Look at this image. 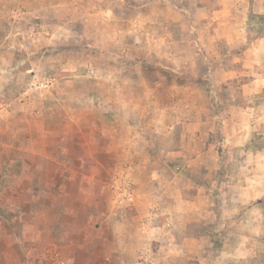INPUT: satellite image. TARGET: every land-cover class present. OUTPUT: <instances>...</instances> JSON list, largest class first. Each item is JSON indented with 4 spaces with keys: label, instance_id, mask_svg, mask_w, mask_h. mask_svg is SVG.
I'll return each mask as SVG.
<instances>
[{
    "label": "rangeland",
    "instance_id": "1",
    "mask_svg": "<svg viewBox=\"0 0 264 264\" xmlns=\"http://www.w3.org/2000/svg\"><path fill=\"white\" fill-rule=\"evenodd\" d=\"M108 2L95 7L100 0H0V175L7 181L13 174L22 188L33 175L39 176L47 189L46 203L56 207L57 219L73 220L79 213L85 227L97 231L102 225L90 213L120 205L131 237L121 257L124 264H200V260L264 264V251L259 250L264 235L253 237L257 245L253 257L221 261L226 248L232 256L251 246L252 228L264 233V176L241 168L252 166L241 159L264 148V88L259 93L247 88L253 75L264 74V52L253 50L256 43H264V12L254 7L253 0H195L188 16L170 22L173 40H184L181 47L199 52L197 75L182 79L183 90L177 95H166L165 106L173 111L159 122L151 111L142 118L141 128L149 126L144 139L151 141V147L139 152L135 144L139 129L118 131L115 143L109 141L110 151L96 152L97 170L84 167L91 151L86 143L89 130L63 103L60 88H67V82L50 85V81L59 71L65 78L82 75L87 77L84 83H97L87 68H76L75 62L96 60L99 51L91 45L99 37L85 42L82 49L66 40L63 32H102L98 21L108 19L103 6ZM180 7L189 11L187 3ZM119 11L113 9L111 14ZM197 11L204 13L198 22ZM80 87V81L71 85ZM5 101H15L17 111L9 108L6 115ZM252 106L257 117L251 116ZM246 137L247 146L230 145ZM57 140L67 142L71 151L57 153ZM250 176L247 188L241 183ZM157 196L160 206L154 208ZM233 208L235 215L217 232L224 212ZM165 209L173 223L177 217L184 221L179 235L169 234L177 249L183 246L188 255L165 248L167 237L155 238L158 234L152 229L162 228L169 219L160 215ZM208 213L215 221L205 219ZM153 214L156 220L149 226ZM3 220V227H9V215ZM34 223L47 225L49 217L41 214ZM205 239L208 242L201 247ZM193 255L198 258H190Z\"/></svg>",
    "mask_w": 264,
    "mask_h": 264
},
{
    "label": "clouds",
    "instance_id": "2",
    "mask_svg": "<svg viewBox=\"0 0 264 264\" xmlns=\"http://www.w3.org/2000/svg\"><path fill=\"white\" fill-rule=\"evenodd\" d=\"M101 3L103 0L95 7H100ZM184 3L189 5L188 12L180 7ZM103 6L108 9V19L101 17L98 21L104 26L102 32L99 29L96 33L85 31L79 35L70 30L63 32L66 40H72L82 49L85 42L99 37L91 45L99 51L96 60L84 64L75 62L76 68H87L88 76L97 83H84L87 77L82 75L74 79L65 78L59 71L50 81V85L67 82V88H60L65 97L63 103L81 127L89 130L86 143L91 146V151L84 158V167L97 170L96 152L110 151L109 141L115 143L118 131L130 127L132 130L139 129L135 138L139 152L152 146L150 140L144 139L149 126L141 128L142 118L151 111L159 122L165 113L173 111L165 106L166 95H177L183 90L181 80L197 75L196 57L199 55L198 51L193 54L190 48L181 47L185 41H174V33L169 31L170 22L183 20L195 8V0H111ZM117 8L120 11L112 15V10ZM203 15L202 11H197L196 22ZM125 24L130 27H125ZM186 24L187 21L182 28ZM93 63L96 64L95 68ZM77 81L81 82V87L71 89V85ZM15 103L4 102L6 115L9 108L13 112L17 111L13 107ZM55 150L57 153L61 150L71 151L67 142L61 140H57ZM156 180L162 184L160 176ZM24 189L30 191L25 192ZM46 192L47 189L37 175H33L31 183L23 188L13 174H9L7 181L0 175V264H124L121 257L128 251L127 241L131 237L130 225L121 214L120 205L90 213L102 225L97 231L86 228L79 213L73 220L66 221L63 216L57 219L56 207L49 208L46 203ZM160 199V196L155 197L152 205L154 208H159ZM236 211L233 208L231 212H224L217 232L224 229L223 221L230 220ZM41 214L49 217L47 225L34 223ZM5 215H9L10 219L7 228L3 227ZM160 215L168 216L169 219L162 228L152 229L158 234L155 238L167 237L165 248H172L177 255H188L183 246L177 249L169 234L177 232L179 235L183 231L184 221L177 217V222L173 223L167 209L160 212ZM209 216V223L215 221L211 213L205 219ZM155 220V214L150 215L149 226ZM161 233L163 236L159 235ZM260 235L264 233L259 228H252L248 238L252 240L251 246L242 252L237 249L232 256H229L226 248L221 261L253 257L257 249L253 237ZM207 242L205 239L201 247ZM259 250L264 251V247ZM190 258L198 257L193 255ZM200 264L206 262L200 260Z\"/></svg>",
    "mask_w": 264,
    "mask_h": 264
},
{
    "label": "crops",
    "instance_id": "3",
    "mask_svg": "<svg viewBox=\"0 0 264 264\" xmlns=\"http://www.w3.org/2000/svg\"><path fill=\"white\" fill-rule=\"evenodd\" d=\"M253 2L255 3L256 8H260V12H264V0H253ZM253 50H259V51H263L264 52V43H256L255 47L253 48ZM264 54V53H263ZM264 57V55H263ZM256 76L253 75V78H251L250 83L248 84L247 88H250L252 91H254L255 93H259L261 92V90L264 88V74L261 75H257ZM258 87V89H257ZM252 115L251 116H256L257 117V111L255 110V108L252 106L250 108ZM255 112V113H253ZM250 130H255V127H253ZM264 134V132H263ZM249 135V133H248ZM248 141V142H247ZM250 143V140L248 139V137H246V139H236L231 141L230 145L232 147H240V146H247V144ZM242 162H247V161H251L252 162V166L249 165H244L241 166V168L250 171V172H260V174L262 176H264V148L260 151H258L256 154H252V155H248L247 158L244 160L241 159ZM253 177V176H252ZM252 177L250 176L246 178V181L242 182V185H247L246 187L249 188L250 182L252 180ZM245 193H249L250 190L249 189H245ZM149 264V263H147ZM152 264V263H150Z\"/></svg>",
    "mask_w": 264,
    "mask_h": 264
},
{
    "label": "water",
    "instance_id": "4",
    "mask_svg": "<svg viewBox=\"0 0 264 264\" xmlns=\"http://www.w3.org/2000/svg\"><path fill=\"white\" fill-rule=\"evenodd\" d=\"M174 169L177 171V170L180 169V167L179 166H175Z\"/></svg>",
    "mask_w": 264,
    "mask_h": 264
},
{
    "label": "built area",
    "instance_id": "5",
    "mask_svg": "<svg viewBox=\"0 0 264 264\" xmlns=\"http://www.w3.org/2000/svg\"><path fill=\"white\" fill-rule=\"evenodd\" d=\"M46 86H48V84Z\"/></svg>",
    "mask_w": 264,
    "mask_h": 264
}]
</instances>
